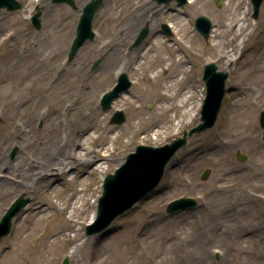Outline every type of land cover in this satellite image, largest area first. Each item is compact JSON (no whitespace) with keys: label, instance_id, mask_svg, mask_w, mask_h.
Listing matches in <instances>:
<instances>
[{"label":"rangeland","instance_id":"374dc122","mask_svg":"<svg viewBox=\"0 0 264 264\" xmlns=\"http://www.w3.org/2000/svg\"><path fill=\"white\" fill-rule=\"evenodd\" d=\"M17 1L19 10H0V176L9 177H0V218L16 199L28 203L12 218L10 233L0 238V263L8 256L19 258L10 264H62L64 259L68 264H264V140L259 126L264 0L257 20L251 17L250 0H221L219 7L215 0L185 5L104 0L93 19L94 38L71 60L70 45L89 0H74L77 9L51 0ZM36 7L38 30L30 22ZM201 15L213 25L207 39L195 29ZM167 23L170 36L161 29ZM145 25L149 35L130 48ZM96 60L100 62L92 68ZM210 62L229 75L213 127L187 139L158 186L133 209L108 229L87 235V224L76 225V220L96 219L105 176L137 146L170 143L200 122L206 92L202 74ZM173 65L178 66L171 73ZM120 72L132 84L110 109L102 110L100 98ZM156 75L157 90L149 79ZM94 110L96 121L88 127L92 137L74 140V120ZM116 111L123 113L124 122H110ZM100 133L103 141L95 139ZM42 141L60 148L54 164L70 157L64 173L48 167L42 178L35 175L36 162L43 165L37 146ZM104 147L107 156L98 151ZM237 153L245 160H238ZM88 159L101 163L99 171L86 165ZM10 165L30 179L12 180L16 174ZM180 198H191L195 207L168 214V203ZM74 201L71 228L56 236L57 246L35 253L33 247L59 220V206ZM84 241L87 247L74 250ZM103 244L110 247L103 249Z\"/></svg>","mask_w":264,"mask_h":264},{"label":"water","instance_id":"95a60500","mask_svg":"<svg viewBox=\"0 0 264 264\" xmlns=\"http://www.w3.org/2000/svg\"><path fill=\"white\" fill-rule=\"evenodd\" d=\"M158 3L169 2L170 0H156ZM180 5H184L187 0H177ZM263 0H251L253 6L252 18L257 19L259 9ZM53 3H67L73 9H77L74 0H52ZM220 0H216V5L220 6ZM103 0H90L82 9V14L76 29L75 38L72 41L69 60H71L78 49L86 40H92L94 33L92 31V21L96 11L102 6ZM5 8L7 11H15L21 8V3L17 0H0V9ZM40 13H36L32 17V23L35 29L40 28ZM195 27L206 39L209 36L212 24L208 18L200 16L195 20ZM163 29L168 31L167 26ZM149 27L146 25L137 35L133 45L138 46L148 35ZM97 60L93 67L97 66ZM228 77L226 72L217 71L214 63L205 66L203 72V80L206 87V98L201 108L200 123L191 128L189 132H185L182 137L175 139L170 144L161 147L138 146L134 153H130L126 162L115 171L114 174H108L103 184V194L98 200L97 218L92 225L87 226L86 234L101 232L109 227L111 222L118 216L124 214L131 209L133 205L142 198H145L160 182L165 167L171 157L178 149L187 143V138L196 133H201L211 128L218 116L221 108L223 96L226 92L225 81ZM130 81L126 74H122L118 79L116 88L107 93L102 101V109L108 110L111 102L119 93L130 87ZM125 118L121 111H117L112 116L110 122L120 124ZM259 124L263 129L264 139V110L260 112ZM237 158L241 161L245 160V155L238 153ZM208 170L202 174V178H206ZM28 200L18 198L16 202L8 209L0 220V238L7 235L11 230V220L26 204ZM195 202L191 198H181L170 202L167 206V213L174 214L183 210L193 209ZM63 264H68L65 259Z\"/></svg>","mask_w":264,"mask_h":264},{"label":"bare ground","instance_id":"6f19581e","mask_svg":"<svg viewBox=\"0 0 264 264\" xmlns=\"http://www.w3.org/2000/svg\"><path fill=\"white\" fill-rule=\"evenodd\" d=\"M189 2H191L190 0H189ZM143 6V5H142ZM140 7H139V5H137L136 6V9H134V11H136L137 9H139ZM239 26H240V24H239ZM239 31H237V33H238ZM174 67H172L171 68V73H173L174 71H175V69H176V67L178 66V65H173ZM175 68V69H174ZM166 69H168L169 70V68L167 67ZM150 80H152L151 82L153 83V87H155V89L157 90L158 89V87H159V75H156V76H150V78H149ZM174 84V83H173ZM157 87V88H156ZM169 97H173V94H171ZM95 115H96V110H94V111H91V112H88V113H83V114H81L80 116H79V119L78 120H74V122H73V127H72V130H71V136H72V138L74 139V140H77L78 138H80V137H84V138H91L92 136L91 135H89V133H88V127H90V123L91 122H95L96 121V117H95ZM179 123V122H178ZM59 125H57V130H59ZM89 130H90V128H89ZM106 131L108 132V130L106 129ZM157 133L156 132H154V133H152V136L154 137V135H156ZM103 135V133H100L95 139L97 140V139H99V140H104L103 138L105 137H103L102 136ZM70 136V135H69ZM111 138H113V137H111ZM46 143H44L43 141L42 142H38L37 143V146L40 148V149H42V158H43V165L42 166H40V164H41V162H36V167H35V175L36 176H39L40 178H42L44 175H46L45 173H47V170H46V168H48V167H52V169H54V170H56L58 173H64L65 172V169L69 166V165H71L72 164V162H70L68 159L70 158V157H66V159H63V160H57L58 161V163H56V164H54L53 162H55V160H53V158H54V155H55V153L58 151V150H60V148L58 147V145H56L55 147H52V148H48V146L46 145ZM98 151H100L101 152V154H102V156H107L106 154H105V152H106V148L104 147L102 150H98ZM205 152H207V150L205 151ZM102 159L101 160H104V158L103 157H101ZM46 162H48L47 164H45ZM62 162H63V164H62ZM94 164V170L95 171H99V169L101 168V163L100 162H98L97 160H95V159H88L87 161H86V165H89L90 167H93V166H91V165H93ZM9 168V170H11V171H15V174L16 175H14L15 177L14 178H11L12 180H15V179H19L20 178V176L23 178V180L24 181H28V179H30L29 178V176H28V174H25V172L24 171H22V169H20V167H16V168H14V166H12V165H10V167H8ZM51 169V170H52ZM59 170H62L61 172H59ZM93 170V171H94ZM20 172V173H19ZM0 177H3V178H6V179H8L9 180V177H7V176H0ZM73 180V178L71 179V181ZM73 204H76V202L74 201V203H72V204H69V205H60L59 206V209L61 210V212H60V214H59V220L57 221V222H55L52 226H50V228L53 230L54 229V231L55 232H53L52 230H50L49 231V233H48V236H44L42 239H41V241H40V243H39V245H37L36 247H33V249H34V252L35 253H39V252H41V251H43V250H47V247H49V248H53L54 246H57L58 244H59V240L57 239V235H59L60 233H61V231L63 230V229H66L67 228V230L68 229H70L71 228V223L72 222H74V221H72V219L70 218V216H71V212H72V210H73V208L75 207V205L73 206ZM62 206V207H61ZM88 209L90 208V206L89 207H87ZM37 209V208H36ZM64 210H67V215L68 216H66V218H64V217H62V212L64 211ZM43 217L44 216H40V217H38V221H41L42 219H43ZM94 216H92V218H93ZM92 218H90V220L88 219V220H85L84 218H81L82 219V221H80V222H78L77 223V220H76V225L78 224H83V223H85V224H89V223H91L92 222ZM27 219V216H23V219H22V221H25ZM19 229H22L21 227H19ZM55 237V238H54ZM64 238V237H63ZM75 238H77V236H75ZM80 239V238H79ZM78 239V240H79ZM70 240V239H69ZM75 240V239H74ZM73 241V240H72ZM87 242L86 241H84V242H81L80 244H78V245H75V247H74V250H76L78 247H87ZM47 245V246H46ZM110 247V245L109 244H103V246H102V248L103 249H107V248H109ZM9 248V247H8ZM13 250H15V251H17L16 250V247H13L12 248V252H13ZM19 251V250H18ZM21 253V252H20ZM24 253V252H23ZM18 254H19V252H18ZM22 256L24 257L25 255H23L22 254ZM29 256H32V255H29ZM6 260H2L1 261V263L0 264H10L11 262L10 261H12V260H19V258L17 257V258H15V259H10V258H8V256H6Z\"/></svg>","mask_w":264,"mask_h":264}]
</instances>
